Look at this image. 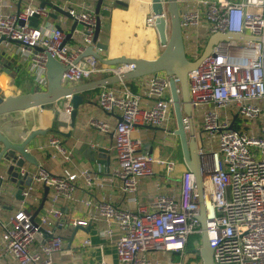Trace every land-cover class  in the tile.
Instances as JSON below:
<instances>
[{
  "label": "built area",
  "instance_id": "obj_1",
  "mask_svg": "<svg viewBox=\"0 0 264 264\" xmlns=\"http://www.w3.org/2000/svg\"><path fill=\"white\" fill-rule=\"evenodd\" d=\"M87 3L88 0H81L72 5L65 0L62 5L72 20L78 22L70 40L76 36L81 40L71 45L70 40L66 41L71 27L53 23V10L42 8L39 0H26L20 8L11 1L0 0V39L16 43V52L23 59L31 58L32 75L41 89L47 84V53L66 67L62 79L65 86L134 69L133 64L109 65L94 56L80 58L88 47L95 46L93 39L99 19L93 6ZM164 3L166 6V0ZM176 3L184 42L185 36L188 37L193 48L200 46V33L208 40L218 33L244 36L218 41L210 54L189 72L193 111L192 117H184V123L188 135L194 133L196 137L194 116L200 112L201 134L209 142H217V149L210 152L205 144L199 146L213 264H264V0H176ZM165 13L167 16L166 7ZM34 16L39 18L36 25L31 24ZM148 25L155 26L152 14ZM193 29L198 32H191ZM141 87L142 92H135L126 81L102 87L97 104L102 111L116 114L118 120L114 124L95 118L90 121L93 128L113 136L118 162L113 174L134 209L92 196L76 197L81 180L86 188L104 184L103 168L98 165L73 171L69 167L73 160L71 151L60 136L53 135L48 144L50 158L61 160V171L50 174L38 167L30 174L20 168L21 175L29 173L33 183L24 187L21 206L7 219L1 215L6 176L0 174V257L11 255L17 264H55L54 254L64 246L63 237L56 233L65 222L60 206L64 199L90 208L86 217L70 219L73 226L106 224V237L115 242L120 264H184L162 261L155 253L183 254L189 238L201 236L199 198L191 170L182 174L178 196L160 193L150 209L135 198L140 179L154 175L156 164L164 166L167 174L174 171L176 164L143 152L142 139L136 135L140 127L147 126L176 135V128L171 126L176 119L169 77L165 73L150 74ZM63 99V108L58 113L70 117L72 95ZM229 109L231 115L225 112ZM37 183L50 190L49 202L39 216L28 207L32 205ZM42 230L52 236H46ZM38 234L42 237L39 243ZM199 241L200 248L201 238ZM84 243L90 244V240L85 239Z\"/></svg>",
  "mask_w": 264,
  "mask_h": 264
},
{
  "label": "crops",
  "instance_id": "obj_2",
  "mask_svg": "<svg viewBox=\"0 0 264 264\" xmlns=\"http://www.w3.org/2000/svg\"><path fill=\"white\" fill-rule=\"evenodd\" d=\"M8 1L13 2L14 6L18 8L22 7L26 2V0H21L19 6V0ZM47 1L62 7L65 0ZM66 1H70L72 5H78L81 0ZM97 1L88 0L87 4L92 5L96 9ZM39 4L41 5V0H39ZM103 7L111 10L110 16L100 15L101 29L99 41L106 45L107 49L97 48L96 50L103 59L109 60L122 57L155 59L161 54L164 46L159 40L158 32L154 26H150L147 23V18L151 15L150 0H104ZM48 8L54 12L51 16L53 23L62 25L64 28L72 27L74 21L71 18L53 8ZM80 40L81 37L76 36L69 43L75 45ZM9 42H3L0 45V55L5 53L0 59L1 95L7 96L14 91L17 86L16 77L21 76L23 80L21 88L26 87V92L23 93L45 90V88L41 89L35 83V78L32 75L34 72L31 69V58L27 57L23 59L16 52V43ZM190 48H193V46L191 45ZM199 57L201 56L199 55L192 60H196ZM7 69L10 70V73H7ZM148 76L129 79L126 82L135 92H142L141 83ZM100 78L103 77H97L94 80ZM84 83L86 82L75 83L69 86L75 87ZM100 89L81 93L84 101L79 107L74 128H71L70 117L61 116L58 113L59 108L56 109L55 107L56 110H54L51 108L53 105L51 104L44 109L32 108L0 115V131L13 143L23 142L34 130L45 131L42 135L36 136L27 146L28 151L31 152L39 163V166L29 162L25 163L22 168L28 170L30 174L36 171L38 167H43L50 174H58L61 171L63 163L61 160H52L50 158V148L48 147L49 140L53 135L60 136L64 146L71 151L73 156V160L69 164L70 169L74 171L88 166L97 168L98 165H101L103 168L101 176L104 178V184L102 186L86 188L85 183L81 180L78 183L76 197L83 199L92 196L98 199L109 200L122 208L134 209L133 203H130L128 200L129 196L122 191L121 182L113 174L118 168L116 151L113 149V136L104 134L90 125V121L94 118L109 121L111 124L116 123L118 120L116 114L106 113L99 108L97 96ZM62 108L63 106L60 109ZM225 112L227 115H231L232 109ZM201 119L200 112L196 113L194 116V129L199 146L205 144V137L201 134ZM60 121L62 125H59ZM173 121L171 126L175 129L176 121L174 119ZM136 135L142 139L141 150L143 152H150L161 158L173 160L176 163L174 171L171 174H167L164 166L156 164L154 175L140 179L135 198L138 199L139 203L150 209L151 203L158 194L165 193L175 196L180 194L182 174L188 168L184 161L183 151L181 158L178 155L177 142L180 143V139L177 135H171L159 127L148 126L140 127ZM84 144H87V149H92L95 152L99 148H105L107 151L105 158H110L109 165L97 163V157L91 160L86 156L87 150H81ZM7 164L4 159L0 160V174L6 176L2 185L3 209L1 215L3 219H7L13 215L21 206L23 200L17 197V186L13 181L14 175ZM110 176H113L114 180L111 181ZM35 187L36 190L33 192L31 201L32 205L28 204V207L33 210L36 216H39L49 202L50 190L48 189L46 192V186L41 183L35 184ZM60 206L65 216V222L61 227L56 229V233L63 237L64 246L59 252L54 254L55 264H97L101 261H105L108 264H120L115 242L106 237V224L103 222H92L84 227L73 226L70 223V219L72 218L86 217L90 212V208L64 199L60 201ZM116 234L118 233L116 232ZM200 238L193 240L192 245L187 246L185 253L165 252L159 259L162 261H183L184 264H203L198 245ZM85 239H89L90 244H85ZM41 240H37V243ZM1 243L2 228L0 226V252ZM0 264L17 263L11 255H3L0 257Z\"/></svg>",
  "mask_w": 264,
  "mask_h": 264
},
{
  "label": "water",
  "instance_id": "obj_3",
  "mask_svg": "<svg viewBox=\"0 0 264 264\" xmlns=\"http://www.w3.org/2000/svg\"><path fill=\"white\" fill-rule=\"evenodd\" d=\"M104 0H98L96 4V13L98 14V23L94 36L95 46H90L80 56H94L103 63L109 65L116 64H133L134 69L121 75L106 76L97 80L88 81L84 84L71 87L65 86L62 82L63 73L66 67L50 53H47L46 59V79L47 84L45 90L36 91L32 93L11 94L8 96L1 95L0 89V115L13 113L17 111L28 110L32 108L44 109L47 106L58 102L67 95H72L73 111L70 115L71 128L75 127L76 118L80 105L84 98L81 93L90 90L109 86L120 81H127L138 77H143L150 74L165 73L169 77L170 92L173 101V109L176 119L175 134L179 137L185 164L195 177V185L199 198V215L198 219L201 224V247L199 252L203 259V264H213V248L209 242V234L207 230V216L206 205L204 201L203 189V174L200 168L199 145L194 133L188 135L184 117H192V106L190 102L188 74L195 69L201 60L210 54L212 47L220 40L243 39L244 36L239 33L215 34L210 37L208 43L203 51L201 57L196 60H191L187 56L183 30L180 24L178 6L176 0H150L151 14L155 17V29L158 32L159 40L164 46L161 54L155 59L145 58H117V59H103V57L96 50L107 49V46L99 41V33L101 29L100 15H111V10L103 7ZM21 0H19L20 6ZM42 8L50 7L59 13L72 19L70 12L52 2L41 0ZM165 7L167 16L165 13ZM166 16V17H165ZM39 21L38 16L31 18V24L36 25ZM78 22L74 21L71 30L66 35V41L72 36V32L77 28ZM5 39H0V45ZM11 41V40H10ZM38 50H42L37 48ZM5 55L1 54L0 59ZM7 73L10 70L7 69ZM59 125H62L60 121ZM45 133L44 130H34L21 143H13L3 132L0 131V160L4 159L9 165L10 171L14 175L13 181L17 186V197L23 199L22 191L26 185H30L32 177L27 173L21 175L19 169L22 168L26 162L39 166L37 159L28 151L27 146L33 139ZM69 136V133H68ZM82 151H86L85 155L91 160L97 157L96 162L100 164L109 165L110 158H105L107 151L105 148H99L97 152L92 149H87V144L82 146ZM11 166L13 167L11 170ZM48 187H46V192ZM80 228V227H78ZM46 236H52L50 233L42 230ZM37 240H41V235H36Z\"/></svg>",
  "mask_w": 264,
  "mask_h": 264
},
{
  "label": "rangeland",
  "instance_id": "obj_4",
  "mask_svg": "<svg viewBox=\"0 0 264 264\" xmlns=\"http://www.w3.org/2000/svg\"><path fill=\"white\" fill-rule=\"evenodd\" d=\"M148 19H149V16H148V18H147V23H148ZM199 30H201L202 31V29L200 28ZM198 32V29H193L191 32ZM199 40H200V46H195L194 48H190V44H191V42L188 40V37H186L185 36V47H186V51H187V56H188V58L189 59H194V58H196L197 56H201L202 55V53H203V51H204V49H205V47H206V45H207V42H208V39L207 38H205L204 39V37H206V35L204 34V33H200V35H199ZM1 70V69H0ZM21 76V75H20ZM17 79H16V88H15V90L14 91H12L11 93H9L8 95H11V94H19V93H23V92H26V87H23V88H21V86H22V83H23V80H22V76L21 77H16ZM7 95V96H8ZM59 101H61V102H59ZM58 102H56V103H54L52 106H51V108L52 109H54V110H56L57 108H61L62 106H63V104H64V100L63 99H61V100H59ZM57 103H58V107H57ZM55 107H56V109H55ZM204 142H205V146H206V150L208 151V152H210V151H212V150H215V149H217V142L215 141V140H212L211 142H209L207 139H206V137L204 138ZM181 145H180V143L179 142H177V148H178V155H179V157L181 158L182 157V149H181V147H180ZM12 166H11V170H12ZM198 236V238H200V236L199 235H197ZM163 253L162 252H157V253H155V255L158 257V258H161L160 256L162 255Z\"/></svg>",
  "mask_w": 264,
  "mask_h": 264
},
{
  "label": "trees",
  "instance_id": "obj_5",
  "mask_svg": "<svg viewBox=\"0 0 264 264\" xmlns=\"http://www.w3.org/2000/svg\"><path fill=\"white\" fill-rule=\"evenodd\" d=\"M198 238V236L197 235H192L190 238H189V242H188V244H187V246H191L192 244V241L193 240H195V239H197Z\"/></svg>",
  "mask_w": 264,
  "mask_h": 264
}]
</instances>
